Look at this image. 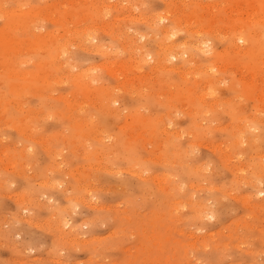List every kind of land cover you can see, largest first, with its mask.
Instances as JSON below:
<instances>
[{"label":"rangeland","instance_id":"374dc122","mask_svg":"<svg viewBox=\"0 0 264 264\" xmlns=\"http://www.w3.org/2000/svg\"><path fill=\"white\" fill-rule=\"evenodd\" d=\"M63 1L0 0V264H264V0Z\"/></svg>","mask_w":264,"mask_h":264},{"label":"bare ground","instance_id":"6f19581e","mask_svg":"<svg viewBox=\"0 0 264 264\" xmlns=\"http://www.w3.org/2000/svg\"><path fill=\"white\" fill-rule=\"evenodd\" d=\"M62 1H63V0H62ZM80 1H81V0H80ZM80 1H79V2H80ZM63 2L65 3V0H64ZM67 2H68V1H67ZM182 2H183V1H182ZM257 2H258V1H257ZM70 3H71V2H70ZM110 3H111V2H110ZM71 4H72V3H71ZM93 7H94V6H93ZM236 7H237V6H236ZM209 8H210V7H209ZM232 8H233V7H232ZM255 9H256V8H255ZM257 9H258V7H257ZM252 10H253V9H252ZM233 11H234V10H233ZM253 11H254V10H253ZM258 12H259V11H258ZM258 12H255L254 15L258 14ZM80 13H81V12H80ZM247 14H248V13H247ZM170 15H171V14H170ZM241 16H242V15H241ZM245 16H246V15H245ZM262 16H263V14H262ZM262 16H261V17H262ZM159 17H160V16H159ZM168 17H169V16H168ZM238 17H239V16H238ZM256 17H257V16H256ZM239 18H240V17H239ZM244 19H245V18H244ZM252 19H253V18H252ZM256 19H257V18H256ZM259 19H260V18H259ZM261 19H262V18H261ZM261 19H260V20H261ZM255 21H256V20H255ZM181 22H182V20H181ZM191 22H192V20H191ZM261 23H263V22H261ZM101 25H102V24H101ZM104 28H105V27H104ZM157 28H158V27H157ZM103 30H104V29H103ZM162 30H163V29H162ZM164 30H165V29H164ZM164 30H163V31H164ZM166 32H167V30H166ZM208 32H209V31H208ZM172 34H173V33H172ZM254 34H255V33H254ZM171 36H173V35H171ZM91 37H92V36H91ZM239 40H240V39H239ZM236 41H237V40H236ZM203 43H204V42H203ZM197 45L200 46L199 44H197ZM197 45H196V46H197ZM164 46H165V45H164ZM166 46H167V45H166ZM190 46H191V45H190ZM198 46H197V47H198ZM201 46H202V45H201ZM168 47H169V46H167V48H168ZM197 47H196V48H197ZM175 48H176V47H175ZM180 48H181V46H180ZM180 48H178V49H180ZM193 48H194V47H193ZM196 48H195V49H196ZM62 49H63V48H62ZM125 49H126V48H125ZM198 49H200V48H198ZM174 50L176 51V49H174ZM196 50H197V49H196ZM178 51H179V50H178ZM197 51H198V50H197ZM204 51H205V50H204ZM60 52H61V51H60ZM181 52H182V49H181ZM181 52H180V53H181ZM201 52H202V51H201ZM237 52H238V51H237ZM175 53H176V52H175ZM177 53L179 54V52H177ZM186 53H187V52L183 51V52H182L183 56H186V55H187ZM144 54H145V53H144ZM179 55H180V54H179ZM168 57H169V56H168ZM170 58H172V59H177V60H178V55H177V54H173V53L171 54V52H170ZM164 60H165V59H164ZM155 62H156V61H155ZM165 63H166V61H165ZM158 64H160V63H158ZM162 65H163V64H162ZM165 65H166V64H165ZM168 65H169V64H168ZM216 66H217V65H216ZM161 67H162V66H161ZM213 67H214V66H213ZM73 68H74V67H73ZM157 68H158V67H157ZM162 68H163V67H162ZM164 68H165V67H164ZM83 69H84V68H83ZM172 69H175V68H172ZM165 70H166V69H165ZM20 77H21V76H20ZM82 78H83V77H82ZM84 80H85V79H84ZM94 82H97V81H94ZM76 83H77V82H76ZM204 84H205V83H204ZM209 92H212V91H209ZM209 94H210V93H209ZM106 106H107V105H106ZM39 142H40V141H39ZM104 170H105V169H104ZM194 170H195V169H194ZM45 183H46V182H45ZM45 183L43 182V184H45ZM50 184H51V183H50ZM54 188H55V187H54ZM259 194H260V193H259ZM199 214H200V213H199ZM199 214H198V215H199ZM206 215H207V214H206ZM82 241H83V240H82Z\"/></svg>","mask_w":264,"mask_h":264}]
</instances>
